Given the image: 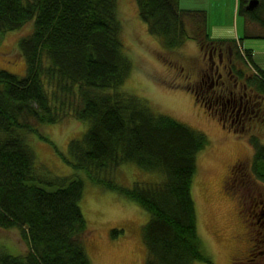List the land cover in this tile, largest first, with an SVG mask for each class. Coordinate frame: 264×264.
Wrapping results in <instances>:
<instances>
[{"label": "trees", "instance_id": "obj_1", "mask_svg": "<svg viewBox=\"0 0 264 264\" xmlns=\"http://www.w3.org/2000/svg\"><path fill=\"white\" fill-rule=\"evenodd\" d=\"M136 2L150 32L167 46L188 38L212 40L207 11L183 8L181 0ZM249 2L239 0L242 12L264 29V0L253 9ZM31 19L34 29L19 42L26 72L0 68V227L19 228L29 247L19 253L0 250V264H93L81 206L84 179L52 173L39 164L29 143L33 134L45 137L44 124L69 117L87 120L89 127L70 140L68 160L93 182L149 211L143 225L145 264L196 259L215 264L204 247L193 194L199 152L208 136L122 89L132 60L119 0H0L1 34ZM246 50L253 61V52ZM259 68L257 75L264 78ZM258 89L264 94V81ZM257 144L253 169L264 180V143ZM126 162L163 171L164 178L123 184L115 173Z\"/></svg>", "mask_w": 264, "mask_h": 264}, {"label": "rangeland", "instance_id": "obj_2", "mask_svg": "<svg viewBox=\"0 0 264 264\" xmlns=\"http://www.w3.org/2000/svg\"><path fill=\"white\" fill-rule=\"evenodd\" d=\"M180 4L183 8L207 11L212 40L202 43L196 38H188L180 46L169 47L162 37L150 32L140 16L136 0H119L123 39L132 60V70L122 89L141 98L155 112L168 113L207 134L209 142L199 152L193 181L199 231L213 261L229 264L231 254L243 244L238 241V233L247 228L254 236L252 231L258 227V223L247 215L242 217L247 223L243 227L236 195H246L243 198V201L247 200L244 202L246 207L254 200H264V180L253 169L257 143H264V120L244 133L234 130L196 97L192 84L200 78L202 64H210V42L222 44L224 48L231 46L237 61L243 54L240 62L258 77L259 67L264 69V29L242 12L239 0H181ZM187 25L191 30L193 24L189 21ZM33 29L34 19H31L19 28L0 33V68L19 75L26 72V57L20 51L19 42ZM222 38L234 39L221 41ZM246 49L253 52V61ZM228 55L229 52H225V57ZM214 59L219 61L217 55ZM258 78L264 81L261 76ZM88 127L89 121L69 117L62 122L44 124L42 133L45 137L33 134L29 143L39 164L46 165L52 173H75L84 179L81 206L89 224L86 247L93 264H145L148 250L143 225L149 219V211L120 191L93 182L84 169L75 168L68 160L71 159L70 140L82 137ZM237 158L249 161V169L256 181L250 187L237 179L235 184L228 185L226 192L222 179ZM115 176L121 183L132 186L137 180L160 181L164 172L126 162ZM259 208L263 212L264 203ZM114 229L118 231L114 232ZM28 247L19 228L0 227V250L19 253ZM192 264L212 263L196 259Z\"/></svg>", "mask_w": 264, "mask_h": 264}, {"label": "flooded vegetation", "instance_id": "obj_3", "mask_svg": "<svg viewBox=\"0 0 264 264\" xmlns=\"http://www.w3.org/2000/svg\"><path fill=\"white\" fill-rule=\"evenodd\" d=\"M208 45L211 61L209 65L202 64L200 78L192 84L194 93L212 112L220 115L225 125L244 133L250 126L264 120V94L258 89L261 79L240 62L241 56L238 61L235 59L231 46L224 48L214 42ZM225 52H229L228 57H225ZM216 55L219 61L214 59ZM249 168V161L237 158L222 179L223 190L227 192L228 185L235 184L237 179H242L251 187L256 178ZM236 196L243 227L247 224L242 218L244 215L258 223V227L252 231L254 236L247 228L238 233V241L243 244L231 254L229 264H264V211L259 208L264 200H254L246 207L247 200L243 201L246 195Z\"/></svg>", "mask_w": 264, "mask_h": 264}, {"label": "water", "instance_id": "obj_4", "mask_svg": "<svg viewBox=\"0 0 264 264\" xmlns=\"http://www.w3.org/2000/svg\"><path fill=\"white\" fill-rule=\"evenodd\" d=\"M259 3V0H250L249 4H248V8L249 9H253L255 8Z\"/></svg>", "mask_w": 264, "mask_h": 264}, {"label": "crops", "instance_id": "obj_5", "mask_svg": "<svg viewBox=\"0 0 264 264\" xmlns=\"http://www.w3.org/2000/svg\"><path fill=\"white\" fill-rule=\"evenodd\" d=\"M229 39H234V38H229Z\"/></svg>", "mask_w": 264, "mask_h": 264}, {"label": "bare ground", "instance_id": "obj_6", "mask_svg": "<svg viewBox=\"0 0 264 264\" xmlns=\"http://www.w3.org/2000/svg\"><path fill=\"white\" fill-rule=\"evenodd\" d=\"M214 262V261H213ZM215 263V262H214ZM216 264V263H215Z\"/></svg>", "mask_w": 264, "mask_h": 264}]
</instances>
